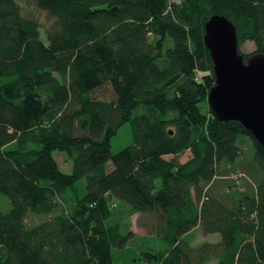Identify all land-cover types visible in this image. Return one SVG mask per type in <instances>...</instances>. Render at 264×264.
Wrapping results in <instances>:
<instances>
[{
  "label": "trees",
  "instance_id": "obj_1",
  "mask_svg": "<svg viewBox=\"0 0 264 264\" xmlns=\"http://www.w3.org/2000/svg\"><path fill=\"white\" fill-rule=\"evenodd\" d=\"M214 16L240 53L254 44L245 62L264 55V0H0V264H115L134 238L107 227L115 200L158 240L143 264H264V148L208 107ZM127 123L134 143L113 154ZM240 169L253 188L211 193ZM197 229L220 240L195 245Z\"/></svg>",
  "mask_w": 264,
  "mask_h": 264
},
{
  "label": "water",
  "instance_id": "obj_2",
  "mask_svg": "<svg viewBox=\"0 0 264 264\" xmlns=\"http://www.w3.org/2000/svg\"><path fill=\"white\" fill-rule=\"evenodd\" d=\"M204 40L214 64L215 85L207 97L212 116L241 123L264 148V55L245 63L237 29L223 16L206 23Z\"/></svg>",
  "mask_w": 264,
  "mask_h": 264
},
{
  "label": "rangeland",
  "instance_id": "obj_3",
  "mask_svg": "<svg viewBox=\"0 0 264 264\" xmlns=\"http://www.w3.org/2000/svg\"><path fill=\"white\" fill-rule=\"evenodd\" d=\"M176 3H180L183 0H171ZM27 3L24 5L26 6ZM29 11H34L38 16H40V20L42 23V26L45 27L46 25V19L41 11H35L33 9V6H29L27 8ZM42 38L45 41V33L44 29H42ZM241 52L245 55L251 54L255 51L254 44L251 42H246L241 47ZM134 143V131L131 123L125 124L118 132V134L112 139V147L111 151L113 154H116L120 152L122 149L133 145ZM250 144L248 141V144L243 149V156L248 155L250 152ZM54 157L59 164L60 169L66 173L71 174L72 172V163L69 159H67V156L64 153L55 152ZM230 182H235L236 189H240L243 191L250 190L254 187L255 183L254 180L248 176L245 171L243 170H237L235 173L230 174L229 176L225 177L224 179L218 181L212 188H210V191L215 196H223L226 194L229 190V184ZM86 186V180L82 179L77 183V189L80 193H83L85 191ZM117 205L113 208H111V217L106 222L107 227H112L116 224H122L127 227H130V231L133 233L134 238L128 245L127 249L124 252H121L116 255L115 257V264H135V260H138L140 253L145 250V246L149 245L152 246L154 243H157L158 240H152L149 241V233L147 232V229L143 226V223L140 221L141 215L134 212L130 209L129 206L126 204L119 202L117 200L114 201ZM49 219V217L45 216H34L29 215L26 219L27 225H35L42 221H45ZM148 240V241H147ZM220 240L219 235H209L205 236L201 233L200 229L196 230L195 235V245H199L203 242H218ZM137 264H143L141 261H137ZM207 264H217V261L212 259Z\"/></svg>",
  "mask_w": 264,
  "mask_h": 264
},
{
  "label": "flooded vegetation",
  "instance_id": "obj_4",
  "mask_svg": "<svg viewBox=\"0 0 264 264\" xmlns=\"http://www.w3.org/2000/svg\"><path fill=\"white\" fill-rule=\"evenodd\" d=\"M247 62H248V60L245 63H247Z\"/></svg>",
  "mask_w": 264,
  "mask_h": 264
}]
</instances>
